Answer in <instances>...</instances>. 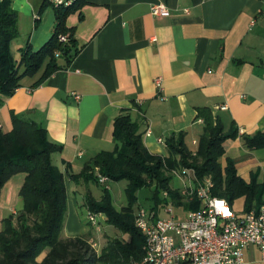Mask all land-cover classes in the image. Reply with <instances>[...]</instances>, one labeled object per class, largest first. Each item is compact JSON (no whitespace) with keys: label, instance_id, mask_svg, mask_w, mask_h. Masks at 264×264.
<instances>
[{"label":"crops","instance_id":"obj_1","mask_svg":"<svg viewBox=\"0 0 264 264\" xmlns=\"http://www.w3.org/2000/svg\"><path fill=\"white\" fill-rule=\"evenodd\" d=\"M158 4L167 15L153 18L150 7ZM11 6L19 32L11 50L29 45L37 52L52 36L55 8L45 0H11ZM65 26L76 54L69 61L56 57L60 68L51 76L40 80L45 63L23 77L13 95L0 94L2 132L12 130L15 115L41 125L48 140L61 146L51 160L64 177L65 238L93 237L74 221L68 201L70 193L100 200L102 189L69 176L81 173L97 153L114 150L119 112L130 111L147 150L162 157L166 147L157 140L179 134L195 153L203 128L199 110L218 115L224 131L264 132V0H86L67 15ZM223 147L222 168L231 161L245 183L264 185V148L249 150L240 137ZM24 179L17 173L0 190V232L22 207ZM243 264H264L256 247L243 250Z\"/></svg>","mask_w":264,"mask_h":264},{"label":"trees","instance_id":"obj_2","mask_svg":"<svg viewBox=\"0 0 264 264\" xmlns=\"http://www.w3.org/2000/svg\"><path fill=\"white\" fill-rule=\"evenodd\" d=\"M86 0H76L67 8H55V25L51 38L37 52L29 45L18 49L19 57L11 52L13 41L18 37V16L12 9L11 0H0V94L11 96L21 87L23 77L34 76L45 64L40 80L51 76L60 67L55 53L70 60L77 50L72 30L66 28L67 15ZM69 33L66 43L59 36ZM74 54H71V53ZM22 70V71H20ZM203 120L202 133L195 153L187 148L181 134L166 139L167 156L151 154L143 143V133L130 111H121L113 120L112 136L114 150L99 152L84 164L81 173L70 175L74 183L82 181L99 185L96 173L110 182H127V204L119 210L113 205L109 190L100 185L102 196L95 200L85 197L84 205L90 213H101L107 226L120 231L124 236L110 238L96 251L88 241L92 237L65 238L64 221L67 212V197L63 173L53 165L52 156L61 151V146L48 140L46 130L39 124L24 121L13 115V128L4 133L0 130V190L13 175L23 173L24 183L19 197L22 207L3 221L0 232V264H134L143 258L144 237L134 223L135 193L151 188L153 204L147 211L151 218H160V212L169 203L186 211L198 209V202L187 203L178 190L170 187L172 174L179 169H192L195 180L210 178L212 195L225 199L232 208L236 199L242 198L243 212L257 210L264 204V185L253 179L249 184L236 175L231 161L222 168L219 163L224 155V143L238 137L249 150L264 148V132L239 135L232 127L224 131L218 115L208 110H199ZM162 192L169 194L162 197ZM90 226V224H89ZM90 229L92 227L90 226ZM44 255L40 261L38 258Z\"/></svg>","mask_w":264,"mask_h":264},{"label":"built area","instance_id":"obj_3","mask_svg":"<svg viewBox=\"0 0 264 264\" xmlns=\"http://www.w3.org/2000/svg\"><path fill=\"white\" fill-rule=\"evenodd\" d=\"M75 1L45 0L53 8H67ZM150 14L153 18L163 17L167 9L163 4L152 5ZM68 38L69 33L59 36L58 41L64 44ZM55 57H59V53H55ZM155 84L160 88L159 79ZM157 142L166 147L165 140ZM173 174L182 181L179 196L187 203L198 202V209L185 211L181 219L173 213V208L165 210L169 217L158 219L138 209L134 223L144 237V255L134 264H243V250L249 246L256 247L264 261V204L257 210L237 215L225 199L212 195L210 178L197 182L193 170L185 168ZM96 176L99 185L109 189L108 178L99 173ZM162 197L168 198L169 194L162 192ZM87 218L93 231L100 233L104 215L88 212ZM88 243L92 249H97L94 238Z\"/></svg>","mask_w":264,"mask_h":264},{"label":"rangeland","instance_id":"obj_4","mask_svg":"<svg viewBox=\"0 0 264 264\" xmlns=\"http://www.w3.org/2000/svg\"><path fill=\"white\" fill-rule=\"evenodd\" d=\"M12 55L14 58H18V53L17 49L15 46H13L12 50ZM109 193L113 202V205L115 206L116 209H120L121 207H124L127 204V198L125 194V188L127 185V182L125 180L119 181V182H109ZM182 186V181L176 177L175 175L172 176L171 182H170V187L172 189H180ZM93 192L101 193V191L93 187ZM151 188H143L135 193V197L137 198V203L134 205V210L135 212L138 209H144L148 211L150 207L152 206L153 202L150 200V194H151ZM243 199H236L233 204H232V209L233 211L241 215L243 214ZM69 209L71 211H75L76 216H74V221L79 224V227H81L86 234H88L89 231L92 232V235L94 240L97 242V249L96 251H100V249L105 245L106 241L110 238H119L123 237L124 235L116 230L113 227L107 226L102 223V230L100 233H96L95 231H92L93 229H90L89 223H88V211L86 210V207L84 205V201L77 195L70 193V198L68 201ZM173 208V213L177 215L178 217L181 216V214L185 213V209H180L169 203L167 206H165L164 209L161 210L160 212V218H166L169 217L170 215L165 213V210ZM67 214V212H66ZM66 220V219H65ZM65 223V221H64ZM105 229V231H103ZM43 254L38 258V261H40L41 257Z\"/></svg>","mask_w":264,"mask_h":264}]
</instances>
